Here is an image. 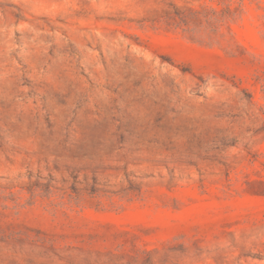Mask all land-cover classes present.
I'll return each mask as SVG.
<instances>
[{
  "label": "rangeland",
  "instance_id": "rangeland-1",
  "mask_svg": "<svg viewBox=\"0 0 264 264\" xmlns=\"http://www.w3.org/2000/svg\"><path fill=\"white\" fill-rule=\"evenodd\" d=\"M0 264H264V0H0Z\"/></svg>",
  "mask_w": 264,
  "mask_h": 264
}]
</instances>
